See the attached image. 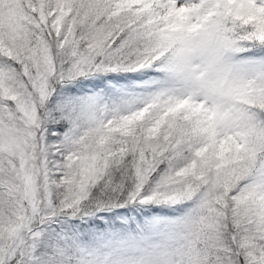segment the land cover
<instances>
[{
    "label": "snow or ice",
    "instance_id": "snow-or-ice-1",
    "mask_svg": "<svg viewBox=\"0 0 264 264\" xmlns=\"http://www.w3.org/2000/svg\"><path fill=\"white\" fill-rule=\"evenodd\" d=\"M0 264H264V0H0Z\"/></svg>",
    "mask_w": 264,
    "mask_h": 264
}]
</instances>
